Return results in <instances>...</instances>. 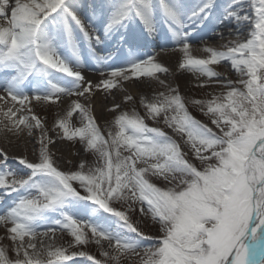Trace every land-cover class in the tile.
Masks as SVG:
<instances>
[{"label":"snow or ice","instance_id":"obj_1","mask_svg":"<svg viewBox=\"0 0 264 264\" xmlns=\"http://www.w3.org/2000/svg\"><path fill=\"white\" fill-rule=\"evenodd\" d=\"M0 137V264H264V0H0Z\"/></svg>","mask_w":264,"mask_h":264},{"label":"bare ground","instance_id":"obj_2","mask_svg":"<svg viewBox=\"0 0 264 264\" xmlns=\"http://www.w3.org/2000/svg\"><path fill=\"white\" fill-rule=\"evenodd\" d=\"M226 31V30H225ZM226 39L230 38V37H225ZM196 47L195 45V42H194V48ZM196 54H201L199 52H197ZM160 59L165 63L166 66H169L170 68L174 69L175 68V65H176V61H177V56L176 55H172V54H167V55H162L160 57ZM217 71H220V72H225L226 71V68L225 66H220L217 68ZM85 75L89 76V78H94L92 76L91 73H88L86 72ZM231 75V74H230ZM170 80H176L178 81L184 89H190L191 87H188V82L189 81H193L194 80V77H192L191 75H188V74H184V75H173V76H170L169 77ZM133 90H135L133 88ZM218 91V89H217ZM111 97H109V100L106 102L103 98V96L100 94V93H97L96 95V99L94 101L95 103V106H96V114L97 116L98 115H101L102 111H103V108H104V105L105 103H110L111 102ZM116 99L119 100L120 97L119 95L117 94L116 96ZM104 101L103 104H101V102ZM195 113V111L193 112ZM196 114V113H195ZM200 115V114H199ZM201 116V115H200ZM71 144V142H70ZM0 146L2 147H5L8 149L9 151V155H13V154H19L21 152L24 151V146L21 145L20 147V150H18L15 146V143L13 144H5L4 143V140L2 137H0ZM52 150L57 152V154L60 156V157H63V158H67L68 156H70V153H73L70 149H69V145H64L62 142L60 141H57L56 143H54L52 146H51ZM31 152V145H28V153Z\"/></svg>","mask_w":264,"mask_h":264},{"label":"rangeland","instance_id":"obj_3","mask_svg":"<svg viewBox=\"0 0 264 264\" xmlns=\"http://www.w3.org/2000/svg\"><path fill=\"white\" fill-rule=\"evenodd\" d=\"M180 84V83H179ZM181 85V84H180ZM210 89H199V88H190V89H184L183 88V86L181 85V91L183 92V93H185V94H190V93H194L196 96H203V94L205 93V92H207V91H209ZM104 103V101H102L101 102V104H103ZM40 109L39 108H37V111H39ZM51 111V110H50ZM196 113V114H195ZM195 113H193L194 115H196L197 116V118H199V119H204L202 116H200L199 115V113H197V112H195ZM98 116H100V115H98ZM49 119H51V117L49 116ZM60 142H62L64 145H69V149L74 153V152H76V151H78L79 150V148H80V145L79 144H77V145H75V147H73V145L72 144H70V142H67V141H60ZM18 150H20V147H17V146H15ZM20 154V153H19ZM29 155H30V153H28ZM59 156V155H58ZM66 159H79V157H73V156H68ZM62 163H63V161H62ZM65 166H67L66 164H65ZM143 230L145 231V232H147V233H149V234H154L155 233V229L154 228H152L151 226H148V225H145L144 227H143ZM0 235H2V233H0ZM64 239H67V237L65 236L64 237ZM5 243H7V241H5ZM88 251H90V252H95L96 251V249H95V247L94 246H91V247H89L88 249H87ZM77 264H88V262L87 261H85V260H79L78 262H77Z\"/></svg>","mask_w":264,"mask_h":264}]
</instances>
